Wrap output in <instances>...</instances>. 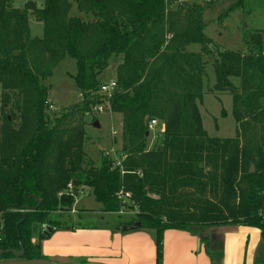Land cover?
Returning <instances> with one entry per match:
<instances>
[{"label": "trees", "instance_id": "16d2710c", "mask_svg": "<svg viewBox=\"0 0 264 264\" xmlns=\"http://www.w3.org/2000/svg\"><path fill=\"white\" fill-rule=\"evenodd\" d=\"M75 2L87 17L72 15L70 0H44L36 9L43 24L44 48L65 51L80 62L77 87L82 99L55 120V127H49L48 122L53 120H40L33 136L18 151L3 153L0 138V250L19 252L22 244L25 258H48L41 241L65 226L50 214L72 209L78 191L58 193L73 181L90 187L103 211L119 213L125 205L134 209L133 219L126 224L140 222L141 228L156 231L157 264L162 262L165 229L200 233L222 225L259 229L263 242L257 261L264 264V143L249 139L240 145L234 138L209 137L198 108L203 96L205 55L210 53L205 47L210 39L203 32L205 7L193 2L186 9L169 10L172 0ZM9 3L0 0L2 105L5 108L12 102L23 118L25 89L9 77L6 66L17 71L22 62L32 63L36 54L32 42L25 44L20 39V26L27 28L25 11L9 10ZM242 5L237 1L230 10ZM183 9L187 11L186 21L173 27V20ZM245 37L243 51L223 49L213 61L215 89L230 91L233 116L240 124L247 117L255 120L264 116V30L255 29ZM191 43L201 44L202 50L189 51ZM113 54L120 55L121 62L114 79L117 88L108 96L100 92L98 77ZM233 76L241 80L239 90L230 80ZM9 81L12 84L6 83ZM46 93V89L41 91L38 107L46 104ZM107 102L122 114L123 151H129V155L120 165L105 157L99 166H83L85 130L72 117ZM9 115L13 118L5 115L3 131L24 127V120H20L18 128H13ZM155 117L165 122L164 138L155 152L146 151V133ZM57 131L61 135L55 137ZM252 164L253 172L247 167ZM139 167H144L143 176L137 172ZM221 168L226 171L220 173ZM218 183H222L227 198L220 204L171 197L181 188L211 191ZM122 189L132 193L134 204H126L119 197ZM12 257L10 251L1 256Z\"/></svg>", "mask_w": 264, "mask_h": 264}, {"label": "rangeland", "instance_id": "374dc122", "mask_svg": "<svg viewBox=\"0 0 264 264\" xmlns=\"http://www.w3.org/2000/svg\"><path fill=\"white\" fill-rule=\"evenodd\" d=\"M73 4L70 10L72 15L87 17L84 13L78 11L75 0H70ZM168 4L169 10L179 11L182 7L185 9L193 2H197L204 8L203 22H204V35L210 39V42L205 46L210 51L205 55L207 61L205 66V73L203 76V96L202 100L198 101V108L202 119L203 128L209 137H218L219 139L234 138L236 143L240 145L246 143L249 139L253 143H264V116L251 119L247 117L244 124H240L233 116V96L230 91H218L215 89L216 77L214 68V58L217 57L220 50H233L243 51L246 47L244 42L245 35L255 29L264 30V0H172ZM243 2L241 7H234L230 10L231 6L237 2ZM44 0H10L9 10L19 8L24 10L27 19V28L23 30L20 39L28 44L33 43L36 58L32 63L24 64L22 62L21 69L11 71L8 67L9 77L13 80L22 83L25 89V104L26 109L24 117L20 118L19 112L14 110V104H10L4 108L2 105V92L3 84L0 83V138H2V150L5 152H15L23 147L33 133L40 126V120H53L49 123V127H55V120H60L63 114L73 110L81 99V92L77 87L78 76H80L81 65L80 62L65 51L47 50L44 48L42 41L43 37V24L37 18L36 9L43 5ZM185 9L181 10V14L177 19L173 20V27H178L184 24L187 15ZM89 17V16H88ZM28 35V37H27ZM28 38V39H27ZM42 41V42H41ZM202 45L198 43H191L187 49L192 52H200ZM3 54V52H2ZM121 62L120 55H111L109 62L104 71L99 75V85L102 83H109L116 77L117 65ZM233 84L240 89V78L230 77ZM7 84H12L6 82ZM46 89L47 102L44 106L38 107L41 104L39 99L41 91ZM100 90V89H99ZM7 92V91H5ZM101 92V91H100ZM102 93V92H101ZM29 109V110H28ZM41 113L39 114L38 111ZM6 114L13 120V128H18L20 120L23 121L24 127L19 131L2 130L1 125L4 123ZM72 120L81 123L84 130L83 150H84V164H94L99 166L105 157L111 158L115 162H122L128 155L129 151H123V117L119 112L111 109V106L106 104L104 112H97L95 105L87 111H78L73 115ZM157 120L156 125L152 128L147 135L146 151L157 150V147L162 145L164 138L165 122L164 120L155 117ZM71 120V119H69ZM99 122V126H94L95 121ZM47 123V124H48ZM55 137L61 135L60 131ZM57 159L52 162L56 165ZM53 165V167H55ZM251 166L254 167V164ZM248 168L249 165L247 166ZM247 168V169H248ZM144 167H139L137 172L140 176L143 173ZM225 168L220 169V173H224ZM143 176V175H142ZM220 182V181H219ZM182 190V191H181ZM174 194H170L173 199L185 200L190 199L200 203H216L220 204L227 198H224V187L222 183L213 190L198 191L193 188H181ZM62 193L78 191L76 195L75 206L73 203L70 211L58 210L51 213V217L58 218L64 223V227H71L67 231L64 228H58L53 234L48 237L44 246L49 247V259L60 260L61 262H70L74 257L70 258H54V250L61 246L64 242L67 243H80L90 242L88 230H92V226L99 223L117 225L126 224L129 220L133 219L134 209L124 206L122 212H106L101 210L102 206L95 200L92 189L87 186L77 185L70 181L68 185L60 190ZM128 192L130 196L124 198L126 204H134L132 193ZM157 196V195H155ZM189 200V201H190ZM180 201V200H179ZM1 223V218H0ZM90 227V228H89ZM82 230V231H81ZM73 233L74 235H62V233ZM204 232V231H203ZM37 229L35 235L33 234V242H37ZM207 233H203V236ZM43 241H41L43 250ZM82 259H77L80 262ZM71 263V262H70Z\"/></svg>", "mask_w": 264, "mask_h": 264}, {"label": "crops", "instance_id": "0c3cea01", "mask_svg": "<svg viewBox=\"0 0 264 264\" xmlns=\"http://www.w3.org/2000/svg\"><path fill=\"white\" fill-rule=\"evenodd\" d=\"M70 228L61 229L67 231ZM91 229L87 233L90 242H64L54 250V258L74 257L71 263L80 258L102 264H157L154 229L121 230L116 223H99ZM203 233L207 235L203 236ZM62 235L74 234L64 232ZM46 241L44 239L42 251L49 257L50 248L44 246ZM162 242L161 264H259L257 260L263 241L255 227L222 225L205 228L200 233L168 228L163 231Z\"/></svg>", "mask_w": 264, "mask_h": 264}, {"label": "water", "instance_id": "95a60500", "mask_svg": "<svg viewBox=\"0 0 264 264\" xmlns=\"http://www.w3.org/2000/svg\"><path fill=\"white\" fill-rule=\"evenodd\" d=\"M94 126L98 127L99 126V122L96 120L93 124ZM146 135H148V132L146 133ZM251 172L254 171V167L251 166L250 169ZM40 204V200H38V205ZM38 206L34 207V209H36ZM18 226V224H17ZM67 228H69L68 226H66ZM121 230H130V229H137V228H141V223L140 222H136L133 224H124L120 226ZM191 228H199L198 226H191ZM51 230H53L52 228H50ZM12 252L13 253V257L12 258H6L3 259L1 258L2 254L4 252ZM0 264H102L99 262H72V263H61V262H57L54 260H51L49 258H32V259H28L24 257V247L21 244V250L15 251L14 249H8V250H0Z\"/></svg>", "mask_w": 264, "mask_h": 264}, {"label": "built area", "instance_id": "2783aa9c", "mask_svg": "<svg viewBox=\"0 0 264 264\" xmlns=\"http://www.w3.org/2000/svg\"><path fill=\"white\" fill-rule=\"evenodd\" d=\"M116 88H117V84H116V81H115V80H112V81L109 82V83H102V84L100 85V91H101L102 93L108 95V96L111 95V93L114 92V91L116 90ZM106 104H108V107H109V103H108V102L105 103V104H103V103H99V104H97V105L95 106V110H96L97 112H104V110H105V108H106ZM156 123H157V120H156V119H152V120H150L149 127L152 128L153 125H156ZM120 163H121V162H118V161L116 162V164H119V165H120ZM61 194H62V192L60 191V192L58 193V195L60 196ZM118 195H119V197L122 198V199H124L126 196H130V194H129L128 192H123V191H119V192H118ZM120 212H122V211H120Z\"/></svg>", "mask_w": 264, "mask_h": 264}]
</instances>
